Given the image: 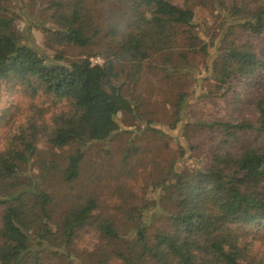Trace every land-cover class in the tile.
<instances>
[{"label":"trees","instance_id":"obj_1","mask_svg":"<svg viewBox=\"0 0 264 264\" xmlns=\"http://www.w3.org/2000/svg\"><path fill=\"white\" fill-rule=\"evenodd\" d=\"M43 1L46 8L37 10ZM257 1L29 0L34 10L27 19L13 0H0V91L31 99L42 92L66 102L48 124L19 127L0 149V264H45L47 257L87 264L73 255L83 230L98 238L91 264H264V251L254 250L257 239L264 241V0ZM202 5L223 13L215 32L195 20V7ZM34 30L54 55L38 45ZM179 36L196 53L214 49L205 69L215 91L202 98L233 92L236 115L188 120L186 94L179 93L165 130L178 131L180 159L188 154L192 168L158 165L150 200L110 213L88 186L82 193L73 187L82 178L87 150L121 131L119 114L145 122L123 94L120 75L135 85L154 56L166 68L177 56L180 66L171 68L185 70L187 54L175 51ZM67 49L81 50L84 58L68 59ZM92 57L103 63L92 65ZM244 81L262 85L252 99L255 119L239 117L247 100L238 98L235 86ZM14 116L12 107L0 110V130ZM151 124L145 122L154 136L166 135ZM41 138L71 152L33 172ZM139 150L124 148L110 178L121 176V169L132 175L130 160ZM69 188L71 193L63 191Z\"/></svg>","mask_w":264,"mask_h":264},{"label":"rangeland","instance_id":"obj_2","mask_svg":"<svg viewBox=\"0 0 264 264\" xmlns=\"http://www.w3.org/2000/svg\"><path fill=\"white\" fill-rule=\"evenodd\" d=\"M172 1L176 5H181L184 2V0ZM204 1L208 3L209 0ZM246 1L251 6H254L258 2L257 0ZM37 4V10L46 8L45 1L38 2ZM13 5L16 6L15 10L21 8L24 18L27 19L30 18V14L34 10L29 0H13ZM210 5V3L207 4V6ZM195 10V20L203 24L205 31L211 30L210 33L215 32L218 28L217 24L223 19V13H218V8L213 10L204 5L195 7ZM37 15L40 17L39 13ZM35 18L37 20L36 14ZM24 25L25 20L19 22L20 27ZM32 34L43 50L49 55H54L55 52L53 50L45 47V37L40 31L34 30ZM202 36L203 40L208 42L209 37ZM56 48V50L64 49L60 47ZM175 51L176 53L184 52L187 54L189 64L185 66V70L178 68V70L174 71L171 68L172 66H180L177 63V56L172 58V65L168 66V68L163 66L160 56H154L144 66L140 78L135 85L131 84L126 74L120 75V84H123V94L135 101L142 120L152 122L151 127L162 130L166 135L164 137L154 136V132L150 131L149 127H146L145 122H141L140 124L131 115L119 114L118 122L121 131L110 138L108 142L93 144L87 150L88 157L82 178L73 187L78 193H82L84 185L88 186L91 192L95 191L96 194L100 195L104 205L109 207L108 212L110 213L115 212L116 210L114 209L119 205L131 207L132 205H140L143 201L150 200L151 183L158 177V165L161 169H167L171 162H175V168L179 172L184 168H192L188 154L185 158L180 159V151L177 148L175 140L178 131L168 132L165 130L171 122L175 109L174 103L179 93L186 94L187 108L184 118L188 117V120L201 118L205 121H211L215 118H222L224 116L228 118L236 115V112H233V105L230 101L233 92L227 93L221 99L211 98V100H207L202 98L215 91V82L210 78L208 79L205 69L206 64L210 63L214 49H209L206 56L201 52L196 53V51L186 47L185 40L179 36ZM66 55L68 59L84 58L82 51L78 49H67ZM95 58H100L103 61L102 57ZM261 86L255 87L254 85L252 87L250 81H244L235 86L237 94H239L238 98L247 100L244 105H240L241 113L239 117H243L244 119L256 118L252 99L259 95ZM11 107L15 116L7 126L0 130V149H4L9 136L17 134L19 127L26 126L31 121L36 122L38 126L48 124L52 115L64 110L66 102H57L42 92L31 99L21 93H10L5 87H2L0 91V110ZM131 145L137 146L140 149L139 153L134 156V159L130 160V166L133 165L134 167L133 174L128 176L129 172L126 173L127 169H121L122 175L111 179V174L114 175L119 167L120 163H117V161L121 159V151ZM70 152V148H52L44 138H41L37 143V155L32 160L33 172H37L36 170L43 166L44 163L59 164ZM91 173L94 175V178L91 176ZM96 177L97 179H95ZM120 183L125 185V188L120 185L117 189L116 185ZM63 191L72 192L70 188ZM63 191H60V194L58 193V199L61 198ZM72 195L76 194L73 193ZM97 244L98 238L95 234L90 230H83L75 240V254L73 255L79 261L91 264L89 255L95 251ZM254 250L256 252L264 251V241L261 242L257 239L254 243ZM45 264H70V262H67L65 259L47 257ZM108 264L121 263L111 260Z\"/></svg>","mask_w":264,"mask_h":264},{"label":"built area","instance_id":"obj_3","mask_svg":"<svg viewBox=\"0 0 264 264\" xmlns=\"http://www.w3.org/2000/svg\"><path fill=\"white\" fill-rule=\"evenodd\" d=\"M90 62L92 65H101L103 61L100 58H90Z\"/></svg>","mask_w":264,"mask_h":264}]
</instances>
